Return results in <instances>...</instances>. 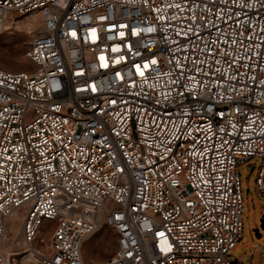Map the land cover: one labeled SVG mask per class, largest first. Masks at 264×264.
I'll list each match as a JSON object with an SVG mask.
<instances>
[{
	"label": "built area",
	"instance_id": "built-area-1",
	"mask_svg": "<svg viewBox=\"0 0 264 264\" xmlns=\"http://www.w3.org/2000/svg\"><path fill=\"white\" fill-rule=\"evenodd\" d=\"M37 16L29 65L0 67V264H87L104 226L117 247L93 264H242L253 157L264 197V0H0V34Z\"/></svg>",
	"mask_w": 264,
	"mask_h": 264
},
{
	"label": "rangeland",
	"instance_id": "rangeland-1",
	"mask_svg": "<svg viewBox=\"0 0 264 264\" xmlns=\"http://www.w3.org/2000/svg\"><path fill=\"white\" fill-rule=\"evenodd\" d=\"M40 19V16L16 19L17 23L11 24L12 28L0 34V67L21 70L29 65L25 58L27 41L40 31ZM23 20L26 24H23ZM29 22L32 24L28 25ZM258 162L259 159L253 157L239 167L245 206L244 227L242 238L232 250V258L239 259L242 264H264V228L261 227L264 197L257 187ZM52 225L53 221L45 220L41 226L43 233L50 236ZM256 228L260 229L261 236L257 235ZM7 229L6 241L10 243L11 252H17V255L23 249L22 217L16 215L12 218ZM116 247L117 238L114 231L104 226L85 242L84 260L87 264L105 261L113 255Z\"/></svg>",
	"mask_w": 264,
	"mask_h": 264
},
{
	"label": "bare ground",
	"instance_id": "bare-ground-1",
	"mask_svg": "<svg viewBox=\"0 0 264 264\" xmlns=\"http://www.w3.org/2000/svg\"><path fill=\"white\" fill-rule=\"evenodd\" d=\"M13 23H17L16 19H15V20H10V19H9V20L7 21V24L5 25V30H6V29H9V28H12L11 24H13ZM23 24H26L24 20H23ZM31 24H32L31 22L28 23V25H31ZM8 25H9V26H8ZM8 223L11 224V220H10ZM7 225H8V224H7ZM7 234H8V229H6L5 239H4L5 250H6L9 254H11V255H12V254L15 255L17 252H16L15 254H14L13 252H11L12 249L9 247L10 243L8 244L7 241H6V238H8V237H7ZM19 254H20V253H19Z\"/></svg>",
	"mask_w": 264,
	"mask_h": 264
},
{
	"label": "water",
	"instance_id": "water-1",
	"mask_svg": "<svg viewBox=\"0 0 264 264\" xmlns=\"http://www.w3.org/2000/svg\"><path fill=\"white\" fill-rule=\"evenodd\" d=\"M261 227L264 228V216L261 218ZM255 231H256L258 236H261L259 228H256Z\"/></svg>",
	"mask_w": 264,
	"mask_h": 264
},
{
	"label": "snow or ice",
	"instance_id": "snow-or-ice-1",
	"mask_svg": "<svg viewBox=\"0 0 264 264\" xmlns=\"http://www.w3.org/2000/svg\"><path fill=\"white\" fill-rule=\"evenodd\" d=\"M93 32H95V30H93ZM161 235H163V234L161 233Z\"/></svg>",
	"mask_w": 264,
	"mask_h": 264
}]
</instances>
